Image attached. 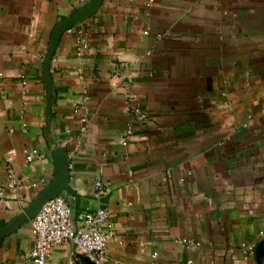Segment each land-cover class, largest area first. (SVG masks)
<instances>
[{"label": "crops", "instance_id": "0c3cea01", "mask_svg": "<svg viewBox=\"0 0 264 264\" xmlns=\"http://www.w3.org/2000/svg\"><path fill=\"white\" fill-rule=\"evenodd\" d=\"M54 197L110 264H264V0H0V264Z\"/></svg>", "mask_w": 264, "mask_h": 264}, {"label": "built area", "instance_id": "2783aa9c", "mask_svg": "<svg viewBox=\"0 0 264 264\" xmlns=\"http://www.w3.org/2000/svg\"><path fill=\"white\" fill-rule=\"evenodd\" d=\"M86 48V46L84 47ZM79 55L81 51L79 50ZM136 115L140 119L144 116L136 109ZM86 122V120H83ZM85 131V127L83 128ZM132 128H128L130 134ZM38 157V152L33 150L27 152V161L32 163ZM21 183L10 176L8 188L15 189ZM37 187V184H30L29 188ZM110 190L101 181L96 183V194L98 197L107 196ZM110 215L106 209L84 212L75 218L68 202L61 197L51 199L43 205L38 214L33 218L31 224L34 236V247L28 257L32 264H49L51 252L71 244L86 258L90 264H110L108 256V244L115 237L114 226L110 223ZM178 242L186 247L197 248L199 244L187 239H180ZM253 250L254 246H245ZM156 256H154L155 258Z\"/></svg>", "mask_w": 264, "mask_h": 264}, {"label": "water", "instance_id": "95a60500", "mask_svg": "<svg viewBox=\"0 0 264 264\" xmlns=\"http://www.w3.org/2000/svg\"><path fill=\"white\" fill-rule=\"evenodd\" d=\"M54 198H56V197H54ZM54 198H51V199H54ZM51 199H50V200H51ZM50 200H48V201H50ZM48 201H47V202H48ZM47 202H46V203H47ZM42 207H43V206H42ZM42 207H41V208H42ZM40 210H41V209H40ZM40 210H39V211H40ZM37 214H38V213H37ZM37 214H36V215H37ZM36 215H35V216H36ZM35 216H34V217H35Z\"/></svg>", "mask_w": 264, "mask_h": 264}]
</instances>
